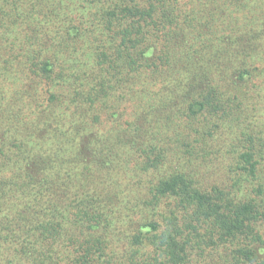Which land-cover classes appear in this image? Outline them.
Returning a JSON list of instances; mask_svg holds the SVG:
<instances>
[{"label": "trees", "instance_id": "16d2710c", "mask_svg": "<svg viewBox=\"0 0 264 264\" xmlns=\"http://www.w3.org/2000/svg\"><path fill=\"white\" fill-rule=\"evenodd\" d=\"M0 264H264V0H0Z\"/></svg>", "mask_w": 264, "mask_h": 264}]
</instances>
